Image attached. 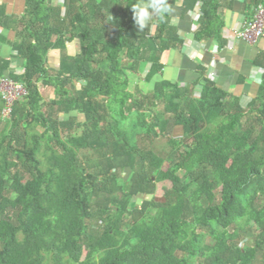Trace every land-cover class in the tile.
<instances>
[{
	"label": "trees",
	"instance_id": "trees-1",
	"mask_svg": "<svg viewBox=\"0 0 264 264\" xmlns=\"http://www.w3.org/2000/svg\"><path fill=\"white\" fill-rule=\"evenodd\" d=\"M21 1L22 16L0 4V46L25 63L24 75L8 74L10 63L0 56V84L9 79L28 93L0 132V264H256L264 254V76L247 112L208 78L193 98L187 87L153 81L162 53L181 45L172 13L140 30L130 8L140 0ZM246 1L253 10L264 7V0ZM169 3L181 17L199 5L194 40L223 48L222 0ZM74 43L78 52L70 54ZM51 52L59 53L54 76ZM123 60L134 64L132 74L149 65L144 79L151 87L140 101ZM38 85L55 90L49 111ZM158 102L162 112L151 113ZM145 103L150 110L143 111ZM54 107L68 120L55 118ZM112 109L125 121L137 110L131 126L104 127ZM246 114L253 119L244 121ZM178 127L182 150L163 170L164 160L139 149L136 138L168 137ZM73 128L82 135L64 139ZM81 152L102 155L103 168L91 171ZM126 170L129 177H120ZM163 181L172 188L162 201L133 203ZM116 185L126 200L113 197ZM250 226L261 239L242 248L237 241Z\"/></svg>",
	"mask_w": 264,
	"mask_h": 264
},
{
	"label": "crops",
	"instance_id": "crops-1",
	"mask_svg": "<svg viewBox=\"0 0 264 264\" xmlns=\"http://www.w3.org/2000/svg\"><path fill=\"white\" fill-rule=\"evenodd\" d=\"M6 1L0 0V4H6L8 14L20 16L15 10L21 7L22 1ZM222 4L225 16L222 36L225 45L221 49H218L214 40L202 42L194 40L200 16L199 5L185 17H181L179 8H174L172 14L176 15L172 17L171 24L177 28L181 45L179 48L162 53L160 63L163 69L153 81L164 80L195 90L202 87L200 82L203 78H208L220 86L225 93L239 99L240 103L251 102L258 98L264 76V40L256 45H248L235 38V31L251 17L253 7L246 0H222ZM2 32L0 30V33ZM6 35L11 40L15 38L14 33H6ZM75 45L77 46V43L67 46L70 54L78 52V50L73 51ZM0 56L10 63L8 74L24 75V61L17 59V53L9 46H0ZM48 59L53 61L54 65L56 63L55 66L58 65L59 68L58 52H51ZM148 70L149 65L147 72ZM257 76L261 80L259 84L254 79ZM147 86L150 89L151 84L147 83Z\"/></svg>",
	"mask_w": 264,
	"mask_h": 264
},
{
	"label": "rangeland",
	"instance_id": "rangeland-1",
	"mask_svg": "<svg viewBox=\"0 0 264 264\" xmlns=\"http://www.w3.org/2000/svg\"><path fill=\"white\" fill-rule=\"evenodd\" d=\"M6 1V0H5ZM58 0H53V2H56ZM7 2V1H6ZM61 2V0H60ZM24 2H22V5L20 8H18V10H15L16 12L19 13L20 16H22L24 14L25 11V4H23ZM63 11V10H62ZM176 14L173 13L172 17H174ZM151 31H154V26L151 27ZM76 50H78V46L75 45L73 51L76 52ZM51 59V58H50ZM124 61V68L126 73L130 75V81H129V90L130 92L133 94V96H135V99H137L138 101L142 100V97L139 93L142 94H147L149 93V86H147V82L145 81L144 77L145 74L147 72L148 69V65L144 66L142 71L140 72V74L138 73H131L130 70L131 68L134 66L133 63L128 62V61ZM56 65V63H55ZM53 64V61H47V68H48V72L50 75L54 76L56 74V72L58 71V65L55 66ZM39 87V92L42 96V99L44 100L45 103V111H49L51 109V102L52 101H56L58 100L56 94H55V90L53 88H44L41 85H38ZM139 91V92H138ZM202 92V87L197 88L195 90H190V95L193 98H196L199 96V94ZM104 101V100H101ZM252 102V101H251ZM251 102H244L241 103V105H243L244 110L247 112V108H249V105L251 104ZM260 102H256V106H258ZM1 105V103H0ZM129 106H131V104H129ZM54 111V117L60 119L61 121H67L68 117H66L63 114H58V108L54 107L52 108ZM143 111H148L150 110L149 107L147 106V104L145 103L143 106ZM163 110L162 108V103L158 102V105L154 108H152V110L150 111L153 114H159L161 113ZM133 113V114H132ZM135 113H137V110H134L133 112H131V114H129L128 120L125 121L122 118H120V115L117 113V111L115 110H110L108 112V118H106L105 123L103 124L104 127L109 128L111 125H113L114 123H118L119 125H121V128L124 127H130L133 120H134V115ZM252 114H246L245 115V119H253ZM80 121H83V117H79ZM147 121L149 122V118H147ZM243 121V122H244ZM5 123L3 121H0V132L4 129ZM68 135L70 137H77V136H81L82 135V129L80 128H73L71 131L68 132H64L63 133V137L64 139H66L68 137ZM181 136H182V130L180 127L176 128L175 131L173 132V134L171 136L168 137H157V138H153V136H138L136 138V144L139 147V149L146 151V152H152L154 155H157L158 157L162 158L164 160V164L162 169L166 170L169 166V160L171 158V155H173V153H175V151H181L182 148L180 147V140H181ZM79 158L81 160V162L89 167L91 169V171L97 170V169H101L103 168L104 163L106 162L103 158L102 155L94 153V152H81L79 154ZM130 175V171L126 170L125 172H120L119 176L121 177H125L128 178ZM172 188V183L170 181H163L157 184V188H156V192L153 196L148 197V196H139L133 199V203L138 205V206H142L143 203L146 200H149V202L156 203L159 201H162L165 195V192L167 189H171ZM113 197L117 200V201H121V200H126V198L123 195V192L120 191L119 187H117V185L114 188V192H113ZM259 204H263L264 201L263 200H259L258 201ZM151 210H153V212H155V207L154 205L150 206ZM130 219V217H127V221ZM96 222L93 221V224H95ZM233 231V229L231 230ZM206 234V233H204ZM260 234L259 230L254 227V226H250L248 228H246V230L240 233V237L239 240L237 241V243L240 245V247L242 248H246L248 246H254L255 243V239H261L260 237H258ZM206 243L213 245V238L211 236H208V238L206 239ZM191 264H204V261L200 258L194 259L190 261ZM256 264H264V254L260 255L257 259V263Z\"/></svg>",
	"mask_w": 264,
	"mask_h": 264
},
{
	"label": "built area",
	"instance_id": "built-area-1",
	"mask_svg": "<svg viewBox=\"0 0 264 264\" xmlns=\"http://www.w3.org/2000/svg\"><path fill=\"white\" fill-rule=\"evenodd\" d=\"M235 38L248 45H256L264 40V7L258 6L252 12L249 19L235 31ZM213 77V74L211 75ZM26 89L19 83L4 79L0 84V97L5 103L0 120L5 122L11 119L14 106L20 100L27 97Z\"/></svg>",
	"mask_w": 264,
	"mask_h": 264
},
{
	"label": "clouds",
	"instance_id": "clouds-1",
	"mask_svg": "<svg viewBox=\"0 0 264 264\" xmlns=\"http://www.w3.org/2000/svg\"><path fill=\"white\" fill-rule=\"evenodd\" d=\"M130 8L134 23L140 30H143L153 17L164 21L165 17L174 11L169 0H140L132 4ZM254 79L257 84L261 83L258 76Z\"/></svg>",
	"mask_w": 264,
	"mask_h": 264
}]
</instances>
